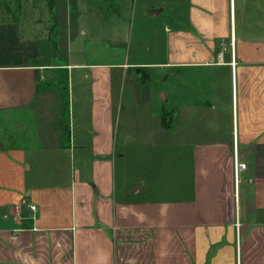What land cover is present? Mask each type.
<instances>
[{"label":"crops","instance_id":"0c3cea01","mask_svg":"<svg viewBox=\"0 0 264 264\" xmlns=\"http://www.w3.org/2000/svg\"><path fill=\"white\" fill-rule=\"evenodd\" d=\"M189 6L158 65L56 63L52 25L0 23V264H264V0ZM151 67L176 105L125 84Z\"/></svg>","mask_w":264,"mask_h":264},{"label":"rangeland","instance_id":"374dc122","mask_svg":"<svg viewBox=\"0 0 264 264\" xmlns=\"http://www.w3.org/2000/svg\"><path fill=\"white\" fill-rule=\"evenodd\" d=\"M52 1L50 13L47 0H0V23L22 22L24 13L25 23L37 19L52 25L50 38L42 35L37 43L56 63L71 53L72 61L84 63L162 64L168 60L169 32L189 26V0ZM152 11L158 14L152 16ZM138 70L127 72L125 84L137 86L139 99L152 95L164 109L176 105L177 68Z\"/></svg>","mask_w":264,"mask_h":264},{"label":"built area","instance_id":"2783aa9c","mask_svg":"<svg viewBox=\"0 0 264 264\" xmlns=\"http://www.w3.org/2000/svg\"><path fill=\"white\" fill-rule=\"evenodd\" d=\"M221 57L222 55L220 54L219 59H221ZM233 164L235 169V178L237 180V173L240 171H245L246 165L239 161V157L236 151H234L233 153ZM21 204L26 206L32 214H35L37 212V208L34 204L28 203L25 200H22Z\"/></svg>","mask_w":264,"mask_h":264},{"label":"water","instance_id":"95a60500","mask_svg":"<svg viewBox=\"0 0 264 264\" xmlns=\"http://www.w3.org/2000/svg\"><path fill=\"white\" fill-rule=\"evenodd\" d=\"M150 14H151L152 16H156V15L158 14V11H152Z\"/></svg>","mask_w":264,"mask_h":264},{"label":"trees","instance_id":"16d2710c","mask_svg":"<svg viewBox=\"0 0 264 264\" xmlns=\"http://www.w3.org/2000/svg\"><path fill=\"white\" fill-rule=\"evenodd\" d=\"M52 4H51V0H50V6H51Z\"/></svg>","mask_w":264,"mask_h":264}]
</instances>
